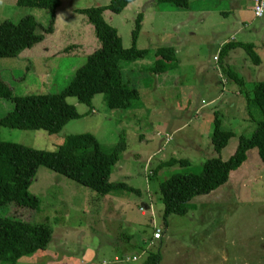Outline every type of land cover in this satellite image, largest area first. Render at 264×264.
I'll return each mask as SVG.
<instances>
[{
	"label": "rangeland",
	"instance_id": "1",
	"mask_svg": "<svg viewBox=\"0 0 264 264\" xmlns=\"http://www.w3.org/2000/svg\"><path fill=\"white\" fill-rule=\"evenodd\" d=\"M109 1L61 0L53 33L16 57L1 58V75L13 94L64 89L100 47L93 24L79 9ZM168 6L158 9L153 0H134L120 12H104L125 47L133 45L136 19L143 14L137 46L148 49V55L121 61L125 81L140 92L131 107L109 108L104 93L96 94L91 105L73 96L67 100L81 116L58 133L1 128L5 141L50 151L69 135L84 132L94 134L110 151L123 134L126 149L110 180L132 188L100 195L40 166L29 188L40 198L39 208L13 202L0 206V216L45 223L52 229L47 249L17 264H143L157 253L159 264H264V161L257 148L231 172L229 183L194 196L185 215L171 214L167 222L159 188L172 174L201 171L213 156L228 159L239 135L251 136L264 118L248 96L253 85L264 80V17L255 15L254 0H190L189 9L182 10ZM28 14L44 26L49 23L48 9L0 0V23L18 22ZM232 37L253 42L261 63L254 64L242 47L215 59L220 43ZM167 45L174 46L176 62L168 71L154 73L150 67L159 58L158 49ZM221 61L239 72L244 86L227 77ZM13 107L12 99L0 97V117ZM216 112L221 127L235 132L219 153L211 141ZM166 134L172 136L169 141ZM170 158H186L190 165H160ZM156 227L163 232L161 241L151 239Z\"/></svg>",
	"mask_w": 264,
	"mask_h": 264
},
{
	"label": "trees",
	"instance_id": "2",
	"mask_svg": "<svg viewBox=\"0 0 264 264\" xmlns=\"http://www.w3.org/2000/svg\"><path fill=\"white\" fill-rule=\"evenodd\" d=\"M134 0H110L108 4L79 9L93 24L100 47L88 55L86 62L77 68L69 83L59 92L14 95L3 79L0 67V97L12 99L14 107L0 117L2 127L19 129H44L49 133L60 132L72 119L81 114L68 97L91 105L96 94L104 93L111 109H126L140 98L139 90L125 81L121 61H135L148 55V49L137 46L143 14L139 13L133 30V45L125 47L117 29L104 18V12L122 11ZM158 9L169 5V10L189 9L190 0H153ZM20 6L48 9L49 23L42 25L32 15L22 17L18 22L5 19L0 23V61L3 57H16L21 50L41 42L46 34L53 33L56 10L61 0H17ZM168 6V7H169ZM164 9V8H163ZM41 28V31H39ZM236 47L246 50L254 64L261 63V57L253 42L230 40L223 45L219 58ZM159 58L150 67L154 73L168 71L176 62L174 46H161ZM230 79L244 86V78L236 71L224 68ZM264 113V80L256 82L249 92ZM222 120L215 113L211 141L216 152H221L235 136V132L221 127ZM238 145L228 159L213 156L203 162L199 172H178L160 183L164 204V216L185 215L188 202L196 195L208 194L225 184L233 170L238 169L248 157L249 150L257 148L264 161V118L257 122L251 136L240 134ZM126 149L122 134L118 144L110 151L103 148L99 139L90 132L69 135L57 150L37 149L0 137V206L15 203L28 209H38L40 198L29 190L40 166L54 170L76 182L89 187L100 195L119 189H132L125 182H113L110 176ZM190 165L186 158H170L160 165ZM167 224V223H166ZM52 239V229L45 223L31 222L10 216H0V262L17 264L22 257L47 249ZM161 255L150 254L143 264H159Z\"/></svg>",
	"mask_w": 264,
	"mask_h": 264
},
{
	"label": "built area",
	"instance_id": "3",
	"mask_svg": "<svg viewBox=\"0 0 264 264\" xmlns=\"http://www.w3.org/2000/svg\"><path fill=\"white\" fill-rule=\"evenodd\" d=\"M254 13L257 17H264V0H254ZM230 40H235V38L232 37ZM224 44H225V41L221 42L220 50ZM215 59L218 60L219 55L215 56ZM223 81L225 82L226 80H223ZM166 137H167V141H169L172 138V136L168 134H166ZM162 234H163L162 230L156 227L153 237L154 239H160L162 237ZM133 259H136V257Z\"/></svg>",
	"mask_w": 264,
	"mask_h": 264
},
{
	"label": "crops",
	"instance_id": "4",
	"mask_svg": "<svg viewBox=\"0 0 264 264\" xmlns=\"http://www.w3.org/2000/svg\"><path fill=\"white\" fill-rule=\"evenodd\" d=\"M61 4H62V2H61ZM57 14H58V13H57ZM57 14H56V19H57ZM220 46H221V43H220ZM219 51H220V47H219ZM221 64H222L221 66H223L224 68L227 67V66H225V65L222 63V61H221ZM227 68H228V69H232V70H234L232 67H227ZM234 71H236V70H234ZM236 72H238V71H236ZM238 73H239V72H238ZM250 152H251V150H249L248 153H250ZM234 171H235V170H234ZM230 177H231V176H230ZM230 177H229V180H230ZM229 180H228L226 183H229ZM226 183H225V184H226ZM228 185H229V184H228ZM241 187H245V185L243 184V185H241ZM215 190H216V189H215ZM213 191H214V190H213ZM213 191H211L210 194H211ZM225 191H228V190H225ZM208 194H209V193H208ZM222 196H224V195H222ZM151 239H152V241H153V240H157V241L160 240V241H161V240L164 239V235L162 234V237H161L160 239H154L153 236H152Z\"/></svg>",
	"mask_w": 264,
	"mask_h": 264
}]
</instances>
